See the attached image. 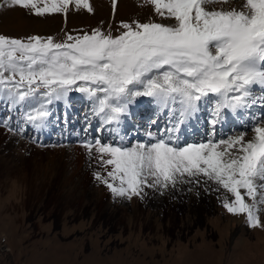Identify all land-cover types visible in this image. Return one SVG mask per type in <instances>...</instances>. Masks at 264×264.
Listing matches in <instances>:
<instances>
[{
	"label": "snow or ice",
	"instance_id": "snow-or-ice-1",
	"mask_svg": "<svg viewBox=\"0 0 264 264\" xmlns=\"http://www.w3.org/2000/svg\"><path fill=\"white\" fill-rule=\"evenodd\" d=\"M115 11L116 0H112ZM92 12L89 0H3L35 16L64 13L69 6ZM170 23L121 21L113 34L90 33L13 38L0 34V98L19 107L25 124L41 128L49 105L71 91L85 93L105 124H118L136 97H151L171 111L174 121L148 143L131 147L85 141L82 147L98 167L97 181L115 197L143 198L145 188L211 182L233 199H223L231 214H244L251 228H264V119L247 132L216 138L215 127L228 110L240 113L264 103V0H143ZM227 5V7H225ZM259 92L260 95L256 93ZM210 94L211 135L199 143H177L174 135ZM11 119V118H9ZM0 126L14 131L9 120ZM23 132V128L19 129ZM155 142H152V141ZM243 190V191H242ZM246 198L251 203L246 202Z\"/></svg>",
	"mask_w": 264,
	"mask_h": 264
},
{
	"label": "rangeland",
	"instance_id": "rangeland-1",
	"mask_svg": "<svg viewBox=\"0 0 264 264\" xmlns=\"http://www.w3.org/2000/svg\"><path fill=\"white\" fill-rule=\"evenodd\" d=\"M240 2L232 0L238 9ZM89 3L92 12L73 4L66 15L44 16L18 6H0V34L21 39L53 36L59 41L66 33L79 35L96 28L108 31L109 26L115 35L121 21L170 23L157 17L151 6H141L143 0H116L115 11L112 0ZM208 97L217 99L213 94ZM67 99L84 113V125L73 123L70 116V124L66 122L61 100L49 105L48 127L42 130L25 124L19 107L13 109L0 98V121L9 120L14 129L0 126V264H264V228L249 227L244 214L228 213L223 199H233L231 194L217 190L211 182L204 183L202 177L199 184L145 188L142 199L115 197L95 179L94 172L103 174L104 170L82 143L100 138L131 147L146 143L135 132L156 129L139 121L136 112L121 117L126 131L117 137L95 115L94 102L85 93L71 91ZM132 118L136 121L127 127ZM93 119L91 129L86 130ZM236 119L230 120V129L222 131L218 139L240 132H247L246 139L252 138L256 121L251 127L237 128ZM206 125L211 135V124ZM246 202L251 200L246 198ZM259 215L264 221V210Z\"/></svg>",
	"mask_w": 264,
	"mask_h": 264
},
{
	"label": "bare ground",
	"instance_id": "bare-ground-1",
	"mask_svg": "<svg viewBox=\"0 0 264 264\" xmlns=\"http://www.w3.org/2000/svg\"><path fill=\"white\" fill-rule=\"evenodd\" d=\"M241 2H244V0H241ZM257 93H258L257 95H260L259 92H257ZM67 98L64 99V101L62 100L63 102L60 100L64 104V108H65L64 114H65V118L67 120L66 122H68L70 124V121L68 119V116H70V119L74 120L73 123L79 122L81 125H84L85 121L83 122V120H82L83 118H81V117H83L84 113L80 112V109H78L76 104H71V102H68ZM207 98H208V100L205 101V99H206L205 98L203 101L199 102L197 112L191 118L187 119L185 121V123L180 126L179 131L174 134L178 138L177 143L180 144L181 146L188 143L187 141H192L191 143H194V141H197V142L201 141L202 142L209 137L210 134L208 135V133L206 132L207 128H208L206 123L207 122L209 123V121L211 120V111H212V108L214 107L215 101L209 100V97H207ZM147 99L148 98L144 97V96L136 97L129 104V111H128V114H130V115L132 113L137 112L138 115H135V116H139V121L144 122V124L150 123L151 128L156 129V130H150V128H146L144 130L140 129L137 132H135L136 135H138L139 138H142L143 140H145L146 143H148L149 139H150L149 136H147V134L149 132L152 133L153 137L160 138L161 136L166 135L165 130L167 128L172 127V125L174 123V121L172 119L171 111L164 109L153 98H151L152 102L148 101ZM206 105H209L210 107L209 106L206 107ZM132 106H135V107H132ZM131 108H134V109L132 110ZM202 108H204V109H202ZM72 109H74L73 112H72ZM75 113H78V114L76 115ZM88 113H89L88 111L85 112V114L89 115ZM250 113H252L254 115V118H253L252 114H250ZM262 115H264V103H261V102H257L253 105H250L247 110H244V111L240 112L239 114L225 110L221 114L220 122L215 127V129H216L215 131H216V135H217L216 138L220 134H222L223 132L226 133V131H224V130L230 129L229 126H227L228 123L230 122V120L237 118L236 119L237 121L235 120L237 128L239 126H242V127H249L250 126L251 127L252 123H254L257 120H260L259 117H262ZM152 116H153V118H152ZM75 119H76V121H75ZM125 119H127V117ZM85 120H87V119L85 118ZM134 121H136V120L133 119V121L130 122V124L128 123L129 125L126 124L127 127L134 124ZM123 122H125V121H123V119H122L121 124H120V122L118 124L113 123V125H114L113 127H112V124H108V125H110L108 127H110V129L113 131V134L117 137L120 135V133L123 130H124L123 132L126 131L125 126H124L125 124ZM93 123H94V119L92 120V123H90V125H88V128H86V130H90ZM144 124H142L140 126L143 127ZM47 127L48 126H47V118H46V121H45L44 125L42 126V130L46 129ZM110 129H108L107 131L108 132L111 131ZM195 132H198V134L194 135ZM211 133H212V131H211ZM86 135L89 138H91L90 133L88 131H87ZM74 136H77V135H74ZM115 136L114 137L112 136L113 137L112 140H114V141L116 140ZM65 138H67V136ZM126 139H127V137H126ZM117 141L125 142L123 140H117ZM223 229H226V227H224ZM222 231L223 230L221 229L220 230L221 234H222Z\"/></svg>",
	"mask_w": 264,
	"mask_h": 264
}]
</instances>
